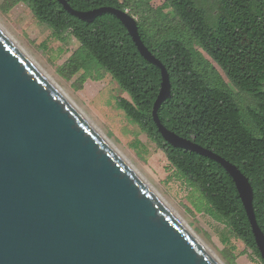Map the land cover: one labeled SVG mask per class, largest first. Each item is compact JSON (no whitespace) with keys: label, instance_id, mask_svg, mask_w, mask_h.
<instances>
[{"label":"water","instance_id":"1","mask_svg":"<svg viewBox=\"0 0 264 264\" xmlns=\"http://www.w3.org/2000/svg\"><path fill=\"white\" fill-rule=\"evenodd\" d=\"M64 10L86 23L103 14L126 28L161 71L152 117L174 148L218 163L233 179L264 260L254 189L230 161L166 128L170 75L128 11ZM0 264H220L84 115L0 31Z\"/></svg>","mask_w":264,"mask_h":264},{"label":"trees","instance_id":"2","mask_svg":"<svg viewBox=\"0 0 264 264\" xmlns=\"http://www.w3.org/2000/svg\"><path fill=\"white\" fill-rule=\"evenodd\" d=\"M67 1L77 11L112 7L137 18L144 44L170 75L172 97L159 110L162 124L214 151L249 178L256 218L264 232V68L253 64L255 58L263 59L264 52H251L242 59L239 51L231 50L243 42L240 30L256 27V19L228 11L210 19L192 0H164L157 8L151 5L153 0ZM19 4L26 5L56 41L65 43L73 37L79 42L60 68L62 74L67 72L70 78L83 72L82 85L89 78L94 80L92 71L100 79L113 78L129 97L118 99V108L164 152L177 177L198 194V210L204 207L264 264L230 175L206 157L174 148L159 133L152 109L161 88V71L140 55L123 24L111 14L83 22L57 0H6L9 8Z\"/></svg>","mask_w":264,"mask_h":264},{"label":"rangeland","instance_id":"3","mask_svg":"<svg viewBox=\"0 0 264 264\" xmlns=\"http://www.w3.org/2000/svg\"><path fill=\"white\" fill-rule=\"evenodd\" d=\"M163 3L164 0H153L151 5L157 8ZM0 24L224 264H262L223 223L208 214L204 207L198 210V194L177 177L164 152L118 108V99L129 97L110 75L100 79L92 71L94 80L89 78L82 85L83 72L70 78L67 72H60L80 46L75 38L69 37L65 43L56 41L53 32L40 23L26 5L9 8L6 0H0ZM214 65L237 93L223 71Z\"/></svg>","mask_w":264,"mask_h":264},{"label":"flooded vegetation","instance_id":"4","mask_svg":"<svg viewBox=\"0 0 264 264\" xmlns=\"http://www.w3.org/2000/svg\"><path fill=\"white\" fill-rule=\"evenodd\" d=\"M196 7L203 9L206 15L212 19L218 13L237 12L246 14L247 18H255L256 27L249 28L246 31L240 30L243 34V42L233 46L231 50L239 51V57L242 59L251 52H264V0H192ZM255 58L253 64L264 68L263 59Z\"/></svg>","mask_w":264,"mask_h":264},{"label":"bare ground","instance_id":"5","mask_svg":"<svg viewBox=\"0 0 264 264\" xmlns=\"http://www.w3.org/2000/svg\"><path fill=\"white\" fill-rule=\"evenodd\" d=\"M0 31L8 37L12 45L20 51V53L23 54V56L33 65L35 66L42 75L47 79V81L53 85L68 101H70L75 108L82 114L84 113L74 104V102L71 101V99L68 97V95L58 86V84L49 76V74L40 66L34 58L26 52L17 42L16 40L2 27L0 24ZM85 116V115H84ZM86 117V116H85ZM86 119L90 122V124L96 129V131L107 141V143L117 152V154L120 156V158L127 163L140 177L144 180L146 184L150 186V189L154 191V193L159 196L166 207L194 234V236L198 239V241L204 246V248L211 254L220 264H224L217 256L216 254L201 240V238L187 225V223L167 204V202L153 189V187L142 177V175L134 168V166L130 163V161L118 151V149L114 146V144L110 141V139L98 128L96 127L87 117Z\"/></svg>","mask_w":264,"mask_h":264}]
</instances>
